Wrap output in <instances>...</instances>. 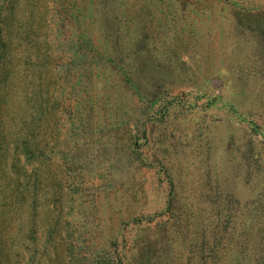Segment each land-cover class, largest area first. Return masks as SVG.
Returning a JSON list of instances; mask_svg holds the SVG:
<instances>
[{"label": "rangeland", "instance_id": "374dc122", "mask_svg": "<svg viewBox=\"0 0 264 264\" xmlns=\"http://www.w3.org/2000/svg\"><path fill=\"white\" fill-rule=\"evenodd\" d=\"M0 52V264H232L216 218L264 204V0H0Z\"/></svg>", "mask_w": 264, "mask_h": 264}, {"label": "trees", "instance_id": "16d2710c", "mask_svg": "<svg viewBox=\"0 0 264 264\" xmlns=\"http://www.w3.org/2000/svg\"><path fill=\"white\" fill-rule=\"evenodd\" d=\"M74 54L76 57V50ZM5 57V54H0L1 76L4 74L5 69L7 68ZM83 57L84 56L80 55L81 60ZM72 61L74 64L78 62L75 59ZM143 74L144 73H142V71L141 73L136 72L134 77L132 76L127 80L134 86L135 90H137L139 100L148 104L152 100L153 91L163 89L164 83L157 81L149 83L147 75L144 76ZM250 146L251 148H249L248 151V162L249 168H251L250 170L252 171V166L250 167V164H252L254 159L259 160L260 152L258 150L257 154H254L251 143ZM257 208L258 210L256 212L253 211L247 214V228L241 234L237 233L235 229L233 233L231 229L230 234H227L223 226V220L221 219L223 215H220L221 217L218 216L216 218V230L214 231L211 242L217 249L216 254H218V256L221 255L223 251L222 249L227 243L233 242V253L235 256H233L234 258L231 260L232 264H264V204H257ZM204 249H206V245L204 246ZM218 261L220 260L218 259Z\"/></svg>", "mask_w": 264, "mask_h": 264}]
</instances>
